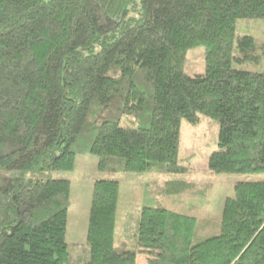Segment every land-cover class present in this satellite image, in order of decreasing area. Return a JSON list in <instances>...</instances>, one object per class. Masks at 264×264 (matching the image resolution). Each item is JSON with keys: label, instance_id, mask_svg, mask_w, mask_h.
<instances>
[{"label": "trees", "instance_id": "trees-1", "mask_svg": "<svg viewBox=\"0 0 264 264\" xmlns=\"http://www.w3.org/2000/svg\"><path fill=\"white\" fill-rule=\"evenodd\" d=\"M264 0H0V264H78L65 242L77 155L101 172L185 174L180 124L218 123L215 174H264V44L236 39ZM205 50V71L184 72ZM251 65L253 71L245 67ZM260 68V69H259ZM168 180L164 196L190 189ZM116 180L94 183L85 264H264V182H239L210 223L144 207L114 247Z\"/></svg>", "mask_w": 264, "mask_h": 264}, {"label": "rangeland", "instance_id": "rangeland-1", "mask_svg": "<svg viewBox=\"0 0 264 264\" xmlns=\"http://www.w3.org/2000/svg\"><path fill=\"white\" fill-rule=\"evenodd\" d=\"M236 39L250 36L257 46L264 44V20H239ZM246 70L255 69L251 65ZM184 72L189 76L205 71V50L198 46L187 51ZM260 69V68H259ZM218 123L199 116L196 127L186 121L180 124L179 162L186 168L185 174L166 175L155 172L107 173L98 167V158L77 155L72 171L52 172L48 177L70 182L69 207L65 242L70 256L78 264L88 261L87 229L90 217L94 183L101 179L116 180L119 196L115 214L114 247L122 249L127 237L136 230L137 220L144 207H163L167 210L195 216L198 221L210 223L203 234H217L224 204L234 198V186L239 182H264V174H215L208 168V160L217 149ZM23 176L22 172L0 171V178ZM168 180H182L192 187L179 195L164 196L161 189ZM149 247L140 245L136 264H146Z\"/></svg>", "mask_w": 264, "mask_h": 264}]
</instances>
